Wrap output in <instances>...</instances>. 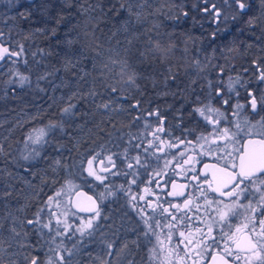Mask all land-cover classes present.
<instances>
[{
	"label": "trees",
	"instance_id": "trees-1",
	"mask_svg": "<svg viewBox=\"0 0 264 264\" xmlns=\"http://www.w3.org/2000/svg\"><path fill=\"white\" fill-rule=\"evenodd\" d=\"M84 2L85 0H78V3ZM216 2L219 3L220 0ZM20 3L18 10L7 13L3 20L5 25L1 29L3 38L12 51H19L21 45L24 51L21 57L12 58L19 60L17 65H12L7 59L0 63V145L4 149V154L0 155V218L4 219V227L0 229V239L3 240L0 246L4 249L0 253L3 257L0 263L9 264L10 260L15 259L17 264H26L33 256H37L41 264H47L49 257L53 256L50 248L55 250L57 245L63 243L67 249H72L78 240L75 237L65 239L60 236L53 243L55 230L49 235V230L45 229V234L41 237L33 228L26 227L17 229L28 233L26 238L21 237L18 242L31 247L18 250L16 243L9 240L11 217L16 218L17 224L32 219L38 207L48 196L59 191L67 179H71L77 187L85 188L97 198L98 190H105L103 186H98V182L95 183L92 178H77L76 172L79 169L72 166L79 164V153L88 148L92 140H97L98 144L109 141V133L112 141L109 148L112 153L119 155L114 157L116 174L108 175L107 183L116 195L105 198L99 206L103 216L110 219H99L97 232L110 237L115 235L123 245L131 241L130 231L135 229L133 239L135 245L139 246L142 239L138 233L139 223L136 221L135 226H132L126 207L127 193L120 191L121 186L125 190L133 179L132 175L125 174L130 171L127 164H135V160L125 157L134 158L138 154L135 149L125 152L126 148L131 147L128 144L129 134L139 137L134 143L143 144L145 138L141 134L145 133V125L150 124L147 119L137 122L134 117L159 109L160 115L171 117L173 121L179 112L186 118L191 107L203 105L196 103L197 97L203 103L208 102L209 93L213 94L212 88L220 86L221 79L241 78L244 69H248L247 72L256 70L252 61L264 56V34L260 27L249 31L244 24L248 17L244 16L235 24L229 20L227 28L224 23H220L219 28L226 30L217 32L213 37L212 32L216 25L200 10L204 0H135L136 4H143L141 22L134 23L127 32L121 27L122 22L128 18L127 11H115L120 3L126 4L127 0H87L85 6L99 3L106 13L105 16L97 8L91 13V18L77 12L78 3L73 7L65 6L63 0H22ZM42 3L51 5L46 15L38 7ZM252 4L253 12L249 14L259 16L260 0H252ZM162 5L163 10L157 11ZM109 8L112 11H108ZM24 11L30 13V20L19 17V13ZM183 12H187L188 16L179 21L167 18L169 13L175 15ZM58 13L72 15L67 16L58 26L57 34L51 36L47 30L56 26L55 17ZM85 24L88 25L86 38L83 35ZM73 25L78 27L70 35H66ZM92 25L96 27L93 28ZM37 28L46 29V32L37 34L34 32ZM237 28H242L243 31L238 33ZM77 33H80L77 43L71 47L63 43L68 38H75ZM157 33L163 34L162 42L165 47L169 43H176V49L167 61L162 62L159 56L154 57L151 54L147 59L140 56L141 52L147 51L149 36L155 42ZM169 33L172 34L171 37ZM189 37L193 39H188ZM129 40L132 41L131 45ZM57 41L61 43L58 44ZM249 44L252 47L249 48ZM226 48L234 50L227 52ZM81 52L83 59L77 63ZM66 57H70L76 67L66 70ZM124 61H127V69H124ZM261 63L264 64V61ZM218 66H222L224 71L221 72ZM169 68L172 70L171 74ZM17 70L29 76L31 88L26 86L21 89L18 85L7 83L10 71ZM133 71L139 75L134 84H128V76ZM46 72L51 75L41 81L40 87L44 89L41 92L36 89L35 82L38 76ZM82 75L83 79H80ZM11 79L15 80L16 77L11 76ZM65 82L67 86H63ZM105 84L109 85L107 90L104 88ZM53 85L61 86L54 89ZM78 86L85 93L94 88L98 95L86 100H73L77 104V115L67 128L68 134L54 129L48 135L49 143L40 147V155L35 159L23 160L22 156L28 154L25 149V135L28 130L42 127L50 121H60V110L67 105L68 96ZM111 87H116L118 91L113 94ZM137 101L139 109L134 110L132 106ZM104 102H111L118 113L98 110L97 105ZM38 112L39 116L33 122L31 117L37 116ZM76 125L81 127L77 129ZM97 125L104 129L102 138L96 136ZM121 135L122 139H118ZM60 145H63L62 150ZM33 147L36 146L28 145V149ZM109 154L105 152L104 155L106 157ZM58 158L69 168H57L54 175L52 165ZM45 177L48 184L42 185L41 179ZM54 179L58 183L53 187L51 181ZM92 182L97 184V190L91 187ZM36 191H40L39 197L33 196ZM6 192H10V195H2ZM109 225L114 226L109 228ZM65 235L69 236V233ZM10 243L12 247H9ZM18 251L19 255H16ZM25 256L28 257L27 261L24 260ZM81 256L82 252L65 258L80 264Z\"/></svg>",
	"mask_w": 264,
	"mask_h": 264
},
{
	"label": "snow or ice",
	"instance_id": "snow-or-ice-1",
	"mask_svg": "<svg viewBox=\"0 0 264 264\" xmlns=\"http://www.w3.org/2000/svg\"><path fill=\"white\" fill-rule=\"evenodd\" d=\"M63 3L67 7L76 6L78 0H63ZM87 0L84 3H78L77 12L80 14H87L91 18V13L94 12L97 8L100 9V12L106 16L104 8L99 4L88 5L85 6ZM42 14H47V9L51 7L50 4H44L38 6ZM115 6L113 5V8ZM195 7V5H194ZM260 15L249 14L253 12V4L252 0H220L219 3L216 0H204L203 8L200 9L205 15L209 17L211 22L216 25V28L212 32V36L215 37L217 32L225 31L228 25V21L231 20L233 24L238 23L239 20L247 16V20L244 22L245 26L251 31L254 27H260L261 33L264 34V0H260ZM121 10H126L128 13V18L122 22L121 27L125 32L129 31L132 25L139 24L142 18L143 4H136L135 0H127V3H120L119 8L115 9L117 13ZM163 5L161 9L157 11H162ZM108 11H112V8H109ZM72 15L71 13H58L55 17L56 26L52 27L50 30H47L51 36H55L57 34L58 26L64 22L67 16ZM188 13L183 12L172 15L169 13L168 19H172L175 21H179L180 19L187 17ZM19 17L23 20H30L31 15L27 11L20 12ZM134 18V19H133ZM15 19V17H13ZM220 23H224L226 28L220 29ZM78 25H73L68 29V33L66 35H70L72 32L76 30ZM85 31L83 35L85 38L88 36L87 27L85 24ZM93 28L96 25H92ZM158 27V26H157ZM151 31V30H149ZM242 28H237V32H242ZM37 34H44L46 29L37 28L34 30ZM171 37V33L168 34ZM163 34L157 33V39L155 42L152 41V37L149 36L148 45L146 46L147 51L141 52L140 56L143 59H147L149 54L155 56H159L161 61H167L170 54L176 49V43H169L166 47L162 42ZM3 32H0V61L9 60L12 65H17L19 60L12 59L13 57L19 58L21 57L24 48L21 45L19 51H12L8 47H3ZM80 39V33L76 34L75 38H68L63 41L64 44L71 47L74 43H77ZM188 39H193L189 37ZM187 43V41H185ZM57 43H61V41H57ZM128 43L131 45L132 41L129 40ZM248 47H252L251 44ZM233 48H226L227 52H232ZM127 51V49L125 50ZM187 51V49H185ZM264 51V49H262ZM35 55V53H33ZM47 55V54H46ZM80 59H83V52H81L80 56L77 57V63ZM264 61V56L258 57L252 61V66L256 68L259 72L257 79L260 81H264V64L261 63ZM25 65L27 61L24 62ZM115 63V61H113ZM124 69L128 68L127 61L123 62ZM76 67V64L73 63L70 57H66L65 69ZM95 64H93V69H95ZM220 67V71L223 72L224 68ZM171 74V68L168 69ZM245 72L248 69H244ZM88 73H84L87 75ZM51 73H44L37 77L35 86L36 89L43 92L44 89L40 87L41 81H44L48 78ZM75 76V73H73ZM138 73L135 71L132 72L131 75L128 76L127 83L134 84ZM8 84L18 85L21 89L24 87H32V83L28 75L17 71H10L9 73ZM11 76H15L16 79H11ZM83 79V75L80 77ZM167 79V78H166ZM221 83H223L221 81ZM245 82L241 81L239 77L233 79L229 78L228 81V90L234 91V85L239 84L241 86L244 85ZM61 85H53V88L60 87ZM67 86V82L65 85ZM109 85L105 84L104 88L107 90ZM15 91V89H13ZM118 91L116 87H111V92L115 94ZM98 93L95 89H89L88 92H81L79 86L76 91H73L71 95L67 98V105L60 110V121L52 122L50 121L48 124L36 128L33 127L28 130L25 135V149L28 154L22 156L23 160H31L35 159L40 155V147L49 143L48 135L54 129H59L61 132L68 134L67 128L71 126L74 118L76 117L75 109L77 107L76 103H73V100L80 101L86 100L88 97H95ZM216 98L224 95L222 89L218 88L216 93ZM211 96L209 93V102L203 103L200 101V98L197 97L196 103L203 104L202 107H194L193 112L199 113L203 119L211 123L213 126L212 135H216L219 133V140H222L225 145L228 143L236 144L238 140L236 139L237 132L240 130V124L236 125V131H233L230 128H225L221 130L219 128V123L223 121L224 117L219 112L218 109H214L211 107ZM248 96L250 97V105L253 111L257 110L258 104L261 107H264V94L258 98L255 96L252 90H248ZM229 101L227 99L224 100V104H227ZM133 109H139V101L134 104ZM241 105H236L235 108L238 110L241 108ZM98 110H103L105 112H117L118 110L112 107L111 102H104L97 105ZM144 111H147L146 109ZM215 113V119H211V114ZM191 115V113H190ZM39 116V112L37 116L31 117V120L34 122ZM148 117H156L160 121L161 124L164 123V118L160 115L159 109L155 111H151L147 113ZM141 119H147L142 115H138L134 117L135 121H139ZM25 125H21L23 127ZM207 126V125H206ZM81 126L76 125V128L79 129ZM113 127H115L113 125ZM151 127L150 124H146L145 128ZM262 131L256 133L261 136L259 140H249L247 144L243 145L238 149H234L238 153L237 157L232 153H227V148L224 151L227 153L226 156L217 157L218 163L223 161V167L217 168L216 171L220 173V176H217L215 173L212 176V180H208L207 175L198 176L196 174L197 170H193L192 174V194L191 198L185 199L183 206L180 204H171L169 208H164L161 215L164 219H167L168 216H171V220L167 227L169 228V236L168 239L171 240L173 237V230L177 227V216L173 215L172 212L175 210L176 212H180L181 207H183L184 212L179 217V223L181 227H189L195 228V235L198 237V244L196 241L189 240L188 245L192 246L195 249V258L193 259V264H197L199 259H202V253H206L208 255H212L211 249L215 248L219 250L218 255H212L213 264H264V219L257 220V216L264 215V118H262L261 123ZM104 129L99 125L96 126V136L97 138H102L101 133H103ZM165 130L162 127H157L153 133L151 134L153 139L149 141V146L145 147L142 143H134L139 137L129 134L130 139L128 144L131 146L130 148H126L125 152H129L132 149H135L138 153L136 157L130 158L126 156V159H134L135 164L128 163L127 168L130 170L129 173L125 175L131 174L133 179L129 182V190L126 194V200L130 208L137 212V215L146 225L145 236L151 233L153 236L159 237L155 231V227H161L160 221L156 222L155 227L151 223H149L148 219H145V208L140 206V201H146L147 208H152L153 205L150 201L146 200V196L131 193V185L137 184V175L138 169H144L151 167V161L149 157L150 148L156 147L154 141L158 139V133L164 132ZM191 134V133H189ZM144 138H147V133L141 134ZM109 141L104 143H97V140H92L91 144L88 148H86L83 152L79 153V164L73 165V168H78L79 171L76 172L77 178H92L94 181L98 182V186H103L105 189L103 192L98 194L97 199L99 201H103L105 198L116 195L113 192L108 183L107 178L108 175H115V161L114 157H118V153H112L109 148V144L111 141V133H109ZM118 139H122V135L118 137ZM200 140H204L207 142V137L201 135L197 137V142ZM186 143H191L190 141L180 140L179 145L175 142L170 143V148H175L179 151L180 147H183ZM215 146L219 148V142H213ZM32 144L36 147L28 149V145ZM118 147V145H115ZM61 150L63 149V145H60ZM99 148V150H97ZM141 150H143L141 152ZM160 152H164L163 148L159 149ZM211 151V148L209 149ZM105 152L110 153L107 157H105ZM4 154L3 146L0 145V155ZM152 155H155L154 153ZM184 154H181V158ZM202 155V153H201ZM90 157V158H89ZM159 160V157H156ZM191 157L188 160L184 161L185 166H190ZM231 160L232 163L229 164L228 161ZM85 161L87 167H85ZM99 161V164H97ZM172 161H165V167ZM106 164H112V168H108ZM209 166L205 165V169ZM57 168H69L68 165L62 164L61 159H56L53 162L52 170L55 175ZM86 173V176H85ZM35 175V173H33ZM71 175V173H70ZM157 176L159 173L156 174ZM203 181V183H202ZM157 182L150 178L149 183ZM167 181H165L166 183ZM58 183V180H52L51 184L54 187L55 184ZM42 185H47V178L41 179ZM215 185V186H214ZM10 187V186H9ZM32 187V185H29ZM71 187H75L71 179H67L65 184L61 185V189L55 192L53 195L48 196L47 200L44 201L40 207H38L37 211L33 214L32 219H28L26 223L24 221H20L19 224L16 223V218L11 217L12 223L8 227V231L11 234L9 236V240L16 243L18 250L31 247L29 244H20L19 238H26L28 233L23 231H18L17 229H24L26 227H31L33 230L40 234L42 237L45 233L44 230L48 229V234L51 235L52 231L55 230L56 236L53 237L52 242H55V239L60 236H64L65 239H69L67 233H71V236L74 237L77 233H79V239L76 243L73 244L72 249H67L63 243L57 245L56 250L49 249V251L53 252V256L49 257L47 264H72L70 259H66L62 254L63 252H67L69 254H79L81 250L85 249L89 243H92L95 240V235L98 230V220L99 219H110V217H104L99 207H82L77 205L79 213H87V218L81 217L79 226L67 225L65 221L60 220V216L63 215L65 217L68 216V212L65 211L63 213L54 211V208L58 209L61 206V198L63 197L65 191ZM184 191H171L168 192L167 195L174 198H183L186 195H189L187 191V186H182ZM173 188H176V185H173ZM42 191V189H41ZM120 191H124L123 186H121ZM149 188H145L144 192H149ZM198 191V195H196ZM2 195L8 196L10 192L3 193ZM40 191H36L33 193L34 197H39ZM211 196V199L209 198ZM88 201L91 202L92 205H96L97 201L93 200L92 197L87 198ZM203 201V204H200L199 201ZM247 200V203L244 201ZM196 202L195 211L191 217L187 215L188 211L192 210L193 202ZM45 209H47V222H45ZM251 213L249 216L248 214ZM167 214V215H164ZM73 216H76L77 213L73 212ZM243 215V221L241 224L236 226L235 230H233L231 220L235 217H239ZM53 217H55V228H53ZM61 224H64L63 231H61ZM257 224L259 225V230H257ZM199 225V226H197ZM114 225H109L111 228ZM4 227V219L0 218V229ZM227 228V231L225 229ZM206 229V231H205ZM192 235V233H189ZM180 237H185L184 232H180ZM183 242V241H182ZM135 243V241H133ZM3 244V240L0 239V245ZM39 244V241H38ZM107 255L106 257L96 256L92 257L91 253H88L92 264H112V255L115 251V242L112 241H104ZM234 245V247H233ZM13 245L10 243L9 247ZM127 242L123 245V248H127ZM4 252L2 246H0V253ZM19 255V251L16 253ZM186 258H192L191 251L185 253ZM3 257L0 256V261H2ZM24 260L27 261L28 257L25 256ZM9 264H17V260L12 259L9 261ZM30 264H41L39 258L37 256H33L31 258ZM129 264H133V262H129ZM204 264H207V261H204Z\"/></svg>",
	"mask_w": 264,
	"mask_h": 264
},
{
	"label": "flooded vegetation",
	"instance_id": "flooded-vegetation-1",
	"mask_svg": "<svg viewBox=\"0 0 264 264\" xmlns=\"http://www.w3.org/2000/svg\"><path fill=\"white\" fill-rule=\"evenodd\" d=\"M21 1L0 0V32H2L1 29L5 25L3 20L6 19L7 13L18 10L21 6ZM2 40V46L8 47L6 39L2 38ZM5 60L0 61V63ZM258 75L259 72L257 69L252 72L244 71V74L239 79L245 83L243 86L235 84L234 91L228 90L227 85L229 79H221L223 83L220 81V86L212 88L213 94L211 96V107L218 109L224 117L223 121L219 123V128L221 130L230 128L233 131H236V125L240 124L241 126L240 130L237 132L236 139L238 140V143L236 144L228 143L225 145L222 140H219V133L212 135V124L206 122L199 113L193 112V108L199 107V105L191 107L186 118L183 117L182 112H179V114L175 116L174 121L171 117L167 118L165 115H161L164 118L163 124H161L156 117H148L147 113L144 114L151 125V127H148L145 130L147 133V138H145L143 142L145 147L149 146V141H152L153 139L151 134L157 127H162L165 131L157 134L159 138L154 141L156 147L150 148L149 151L148 158L151 161V167L147 168L146 171L142 168L138 169L137 184L134 185L131 193L136 194L137 196L144 195L146 196V200L152 203L155 211H153L152 208H147L146 201L139 202L140 206L145 208V219H148L153 227H155L157 221H160L161 227H155L159 240L157 239V236H153L151 233L145 236V223L137 215V212L133 211L128 203H126V207L130 213L129 216L132 226H135L136 221L139 223L138 233H140L142 239L139 246L133 243V238L136 233V230L133 229L130 231L132 239L128 243V247L123 248L124 244L122 245L119 238H115V235V237H110L109 235L101 234V236H106L104 238L109 239L108 241L115 242L112 264H129L130 261L133 262V264H193L195 249L188 245V241L193 240L198 244V237L195 235V228L180 226L179 217L184 212L183 207H181L180 212H176L175 210L172 212L173 215L177 216V227L173 230V237L171 240L168 239L169 228L167 227L171 220V216L169 215L167 219H164L161 213L164 208H169L171 204H180L183 206L184 200L191 198L192 184L194 183L192 180V174L194 169L197 170L196 174L198 176L207 175L208 180L210 181L212 180L214 173L217 176H220V173L217 172L216 169L223 167V161L218 163L217 157L226 156L227 153H232L238 160V153L234 151V149L242 147L247 144L249 140L261 139V136L256 133L262 131L261 123L262 118H264V107H261L258 104L257 110L253 111L249 103L250 97L248 96L249 89L254 92L258 100L261 95L264 94V81L257 79ZM218 88L223 90L224 95L216 98L215 93ZM225 99L229 101L227 104H224ZM236 105H241L242 107L237 110L235 108ZM152 111H155V109ZM165 114L169 116L167 113ZM210 118L215 119V113H212ZM172 121L175 122V124H170V122L173 123ZM166 122L169 123L167 124ZM201 135L207 137V142L204 140L197 142V137ZM180 140L190 141L191 143H186L183 147L179 148V151L175 148L169 147V144L173 142L179 145ZM213 142H219V148H217ZM160 148H163L164 152H160ZM210 148L211 151H209ZM225 148H227V153L224 151ZM153 153L155 155H152ZM181 154H184L182 158ZM157 156L159 157V160L156 159ZM189 157L192 158L190 166H185L184 161L188 160ZM166 160L172 161L167 167H165ZM228 163L231 164L232 161L229 160ZM205 165H208L209 167L205 169ZM157 173H159L158 176L156 175ZM150 178L157 182L149 183ZM165 181L167 182L165 183ZM174 184L176 185L175 189L173 188ZM182 186H187L189 195H186L183 198H174L167 195L168 192L174 190L184 191ZM145 188H149L150 191L145 193ZM196 195H198V191ZM209 198L211 199V196ZM244 202L247 203V200ZM199 203L203 204L204 202L201 200ZM195 205L196 202L194 201L192 210L187 213L189 217L193 215ZM99 206L98 202V207ZM248 215L250 216L251 213ZM259 219H264V215L257 216V220ZM242 222H244L243 215L233 218L231 220L233 230H235L236 226ZM257 230H259L258 224ZM225 231H227V228ZM180 232H184L185 237H180ZM189 233H192V235ZM188 251H191L192 258L185 257V253ZM210 251L212 252V255L219 254V250L215 248ZM81 252L82 256L80 264H92L88 253H91L92 257H106L107 255L106 249H83ZM212 255L202 253L203 258L199 259L197 264H204L205 260L207 261V264H213ZM30 262L31 260L26 264H30ZM0 264H7V262H1ZM97 264H99V262H97Z\"/></svg>",
	"mask_w": 264,
	"mask_h": 264
},
{
	"label": "rangeland",
	"instance_id": "rangeland-1",
	"mask_svg": "<svg viewBox=\"0 0 264 264\" xmlns=\"http://www.w3.org/2000/svg\"><path fill=\"white\" fill-rule=\"evenodd\" d=\"M107 157V156H106ZM85 167H87V164H85ZM131 175V174H130ZM94 181V180H93ZM96 183V181H94ZM95 183H91V187L95 190H97L98 186L97 184ZM73 184L75 185V187H71L69 189H67L63 195V197L61 198V206L60 208L56 209L54 208V211H58V212H65L67 211L68 212V216L65 217L63 215H61L59 218L61 221H65L67 225H72V226H79L80 224V220H81V217H84V218H87L88 215H82V214H77L76 216H73L72 213L74 212L73 210H71V208L69 207V203H68V200H69V195L70 193L73 191L74 188L77 187V184L75 182H73ZM130 186V184H129ZM129 186L124 190L123 193H128V190H129ZM133 188V185H131V189L132 190ZM102 191L98 190V193H101ZM98 200V199H97ZM99 205H101L103 203V201H99ZM45 222H47V209H45ZM64 224H61V231H63V228H64ZM53 227H55V217H53ZM71 236V233H69V237ZM76 239H79V233L76 234V236H74ZM106 236L102 235L101 236V233L100 232H96V235H95V240L92 242V243H89L86 247V249H106L105 248V244H104V241H108L109 239L107 238H104ZM56 250V249H55ZM65 257L71 255L67 252H63L62 253Z\"/></svg>",
	"mask_w": 264,
	"mask_h": 264
},
{
	"label": "water",
	"instance_id": "water-1",
	"mask_svg": "<svg viewBox=\"0 0 264 264\" xmlns=\"http://www.w3.org/2000/svg\"><path fill=\"white\" fill-rule=\"evenodd\" d=\"M97 164H99V161H97ZM106 166L110 169L113 167L112 164H106ZM88 197H92L93 200L97 201L96 197L85 188L83 187L74 188L69 195V200H68L69 207L77 214H82V215L87 214V213H79L77 205L82 207H89V206L98 207V201L96 205H92L91 202L88 201L87 199Z\"/></svg>",
	"mask_w": 264,
	"mask_h": 264
}]
</instances>
